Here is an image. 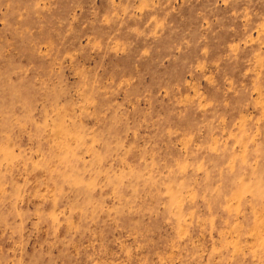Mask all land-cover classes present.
I'll list each match as a JSON object with an SVG mask.
<instances>
[{"label":"rangeland","instance_id":"1","mask_svg":"<svg viewBox=\"0 0 264 264\" xmlns=\"http://www.w3.org/2000/svg\"><path fill=\"white\" fill-rule=\"evenodd\" d=\"M0 264H264V0H0Z\"/></svg>","mask_w":264,"mask_h":264}]
</instances>
